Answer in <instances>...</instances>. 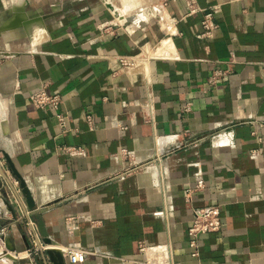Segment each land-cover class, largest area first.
I'll list each match as a JSON object with an SVG mask.
<instances>
[{"label":"crops","instance_id":"obj_1","mask_svg":"<svg viewBox=\"0 0 264 264\" xmlns=\"http://www.w3.org/2000/svg\"><path fill=\"white\" fill-rule=\"evenodd\" d=\"M122 57L139 64L125 69ZM43 89L61 97L64 129L31 103ZM208 207L222 228L194 259L188 230ZM38 218L52 247L88 253L65 264H264V0H0V226L11 250L34 246L32 225L46 247ZM45 252L12 264H52Z\"/></svg>","mask_w":264,"mask_h":264},{"label":"built area","instance_id":"obj_2","mask_svg":"<svg viewBox=\"0 0 264 264\" xmlns=\"http://www.w3.org/2000/svg\"><path fill=\"white\" fill-rule=\"evenodd\" d=\"M219 12V7L211 8L208 13H206L204 20L202 22L203 33L202 37L211 38L215 30L217 29L214 23V17ZM138 57L126 58L122 57L119 59V63L125 69L135 68L139 64ZM31 103L37 109L51 108L57 112L56 119L59 124L65 128V117L59 112V108L62 105V99L57 95H49L45 89L34 94L31 98ZM70 152L73 149H66ZM141 166L134 167L127 174L133 171H138ZM204 184L202 181L197 183L196 189H203ZM188 192H191L189 190ZM222 228L221 213L218 207H208L204 209H197L194 211V217L192 220V225L188 230L189 237V247L191 249V257L194 259L200 256V246L199 241L202 236L209 235L211 233H218ZM9 229L7 226H0V263L12 264L14 262H20L24 260H32L34 257L38 256L41 250L46 251L49 246L38 248L37 243V233L32 225V229L28 232L30 238L33 240L34 246L23 252H16L8 247L7 236ZM145 249L143 248L142 251ZM64 257L74 263H82L87 257L88 253L83 250L78 245H69L61 250ZM169 264H173L171 261Z\"/></svg>","mask_w":264,"mask_h":264},{"label":"water","instance_id":"obj_3","mask_svg":"<svg viewBox=\"0 0 264 264\" xmlns=\"http://www.w3.org/2000/svg\"><path fill=\"white\" fill-rule=\"evenodd\" d=\"M18 22L14 23L12 25L13 27L20 26L22 21L17 20ZM4 161L6 162L8 171L12 178L18 183V188L20 191V194L22 198L25 200L26 206L28 211H34L36 208V204L34 201L33 193L31 189L29 188L28 184L26 183L25 179L22 177V175L17 171L15 168L12 160L10 159V156L6 152H2ZM4 172L1 170V177H4ZM6 206L9 208V210L12 212L13 215H15V212L13 208L8 204V202L5 201ZM37 229L40 234V237L43 239V243L46 246H49L50 248L46 250L44 253L45 258L50 261L52 264H65V257L63 252L60 249H57L53 245L52 240L49 238L46 227L44 225V222L41 218L37 219Z\"/></svg>","mask_w":264,"mask_h":264}]
</instances>
